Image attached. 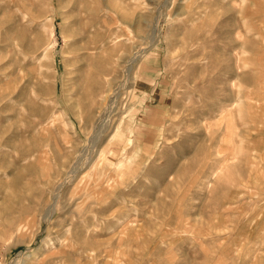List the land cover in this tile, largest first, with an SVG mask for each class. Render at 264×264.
Returning <instances> with one entry per match:
<instances>
[{
    "label": "rangeland",
    "instance_id": "1",
    "mask_svg": "<svg viewBox=\"0 0 264 264\" xmlns=\"http://www.w3.org/2000/svg\"><path fill=\"white\" fill-rule=\"evenodd\" d=\"M0 264H264V0H0Z\"/></svg>",
    "mask_w": 264,
    "mask_h": 264
},
{
    "label": "bare ground",
    "instance_id": "2",
    "mask_svg": "<svg viewBox=\"0 0 264 264\" xmlns=\"http://www.w3.org/2000/svg\"><path fill=\"white\" fill-rule=\"evenodd\" d=\"M138 59L137 58V55L135 57H133L132 59V62L134 60ZM130 66H131V63L128 65V71L130 70ZM123 89V88H122ZM117 92V91H116ZM110 96V95H109ZM117 98H118V93H114L113 96H111L110 98H108L107 96V106H106V109L104 111V113L102 114V117L101 119L98 121L97 125L93 127V131H92V134L90 136V153L92 154L93 151H94V147H96L97 143H99V141L102 139L103 135L106 134V132L109 131V127H110V118L108 117V113L111 112L113 109H114V106L117 104ZM105 99V98H104ZM120 102V101H119ZM116 107V106H115ZM131 140V139H130ZM125 143H128L126 142L125 140ZM124 143V144H125ZM100 145V144H98ZM116 145V144H115ZM125 146V145H123ZM110 148V145L108 146ZM124 148V147H123ZM127 148V147H126ZM125 150V148H124ZM122 151V150H121ZM124 152V151H123ZM98 153V152H97ZM101 153V154H100ZM100 156L103 157L104 153L102 152H99ZM106 156V155H105ZM110 160V159H109ZM112 161V160H111ZM102 163V162H101ZM88 165V164H87ZM86 165V166H87ZM104 165V164H103ZM83 166V163L81 161L77 162L76 166L72 168V170L69 172V176L67 177V180H70V179H76L78 178L79 176V169ZM103 167V166H102ZM112 167V166H111ZM110 169V168H109ZM100 174V173H99ZM101 176V175H100ZM101 178V177H100ZM99 178V179H100ZM110 178V177H109ZM101 180V179H100ZM103 180V179H102ZM106 180V179H105ZM104 180V181H105ZM103 181V182H104ZM109 181V180H108ZM101 182V181H100ZM64 184H65V181H64ZM63 184L61 185V189L62 188ZM60 189V188H59ZM103 189V188H102ZM58 190V188H57ZM59 193V191H58ZM54 203V202H53ZM53 203L52 204H49L50 206L48 207L47 209V212H46V219L47 220H50L51 217L53 216V212H54V208H53Z\"/></svg>",
    "mask_w": 264,
    "mask_h": 264
}]
</instances>
